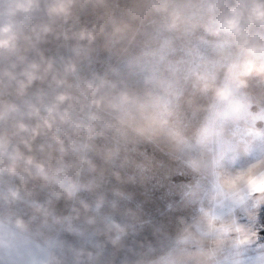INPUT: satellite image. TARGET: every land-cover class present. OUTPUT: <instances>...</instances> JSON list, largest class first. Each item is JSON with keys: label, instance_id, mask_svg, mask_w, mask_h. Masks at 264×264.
Wrapping results in <instances>:
<instances>
[{"label": "rangeland", "instance_id": "obj_1", "mask_svg": "<svg viewBox=\"0 0 264 264\" xmlns=\"http://www.w3.org/2000/svg\"><path fill=\"white\" fill-rule=\"evenodd\" d=\"M261 173L264 0H0V264H264Z\"/></svg>", "mask_w": 264, "mask_h": 264}, {"label": "snow or ice", "instance_id": "obj_2", "mask_svg": "<svg viewBox=\"0 0 264 264\" xmlns=\"http://www.w3.org/2000/svg\"><path fill=\"white\" fill-rule=\"evenodd\" d=\"M257 180H264V173L259 174L256 177ZM236 214L237 216H240L242 219V213L240 212L239 209L236 210ZM257 219L259 220L260 224L262 225L260 230H259V235L261 237L262 240H264V204H261L259 206V211L257 213Z\"/></svg>", "mask_w": 264, "mask_h": 264}, {"label": "trees", "instance_id": "obj_3", "mask_svg": "<svg viewBox=\"0 0 264 264\" xmlns=\"http://www.w3.org/2000/svg\"><path fill=\"white\" fill-rule=\"evenodd\" d=\"M261 225V224H260ZM262 226V225H261ZM260 236V235H259ZM262 241H264V240H262Z\"/></svg>", "mask_w": 264, "mask_h": 264}]
</instances>
